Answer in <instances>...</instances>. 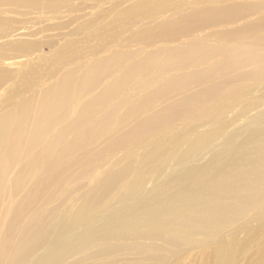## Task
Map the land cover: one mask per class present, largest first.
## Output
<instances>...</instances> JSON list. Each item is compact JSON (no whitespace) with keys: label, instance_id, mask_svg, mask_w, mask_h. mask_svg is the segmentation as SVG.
I'll return each mask as SVG.
<instances>
[{"label":"bare ground","instance_id":"bare-ground-1","mask_svg":"<svg viewBox=\"0 0 264 264\" xmlns=\"http://www.w3.org/2000/svg\"><path fill=\"white\" fill-rule=\"evenodd\" d=\"M73 1L0 0V264H235L238 231L264 264V0H143L40 54ZM66 177L89 188L61 208Z\"/></svg>","mask_w":264,"mask_h":264},{"label":"rangeland","instance_id":"rangeland-1","mask_svg":"<svg viewBox=\"0 0 264 264\" xmlns=\"http://www.w3.org/2000/svg\"><path fill=\"white\" fill-rule=\"evenodd\" d=\"M141 1H143V0H138V1H136V0H105V3L102 5V6H100V7H91V3H90V1H87V2H82V3H79V0H76V1H73L74 2V5H73V3H69V5H68V8L70 9V7L71 8H75V6L77 7L75 10H73V13H72V15L71 16H67V17H71V19H73L74 18V16H77V18L75 17V20L73 21V22H71V24L69 25V27H66V28H64V29H54V30H50V31H48V33L46 34V33H43V34H45V35H47V36H50V39H54V44H53V48H51V50H49L50 48H48V47H43L42 48V53L41 52H39L40 54H45V55H47V54H51V52L54 50V48H57L59 45H62L63 44V42L64 41H66L67 40V38H72V39H74V38H81V36H82V34L80 33V34H78L77 36L76 35H69V36H65L66 34H68V31L69 30H71V31H73V29H75L76 27H78V25H81V24H83L84 22H86V21H88V20H90L91 19V17L95 14V12L97 13V12H102L103 14L105 13V15L103 16V18H102V20L100 21V22H98V24L96 25L97 27H99V26H104V25H106V23L109 21V19H110V17H112V16H114L115 14H117L118 13V11L120 10V9H122V8H124L125 6H130L131 4H133V3H139V2H141ZM88 3V4H87ZM83 4V5H82ZM86 4V5H85ZM113 8V10H111L110 8ZM68 8H67V11H68ZM79 8V9H78ZM95 8V9H94ZM78 10V11H77ZM98 10V11H97ZM94 13V14H93ZM160 14H163L164 15V13H163V11L160 13ZM19 16L20 15H18V13H15V11L14 12H11L10 11V8L8 9L6 6H3V5H0V20H2V19H5V20H3V21H6V20H8V22L10 23V24H14V25H16V26H18V24H17V22H16V20L19 18ZM73 16V17H72ZM105 16H107L106 18H105ZM23 17V16H22ZM31 17H32V15H31ZM29 15H27V16H25V24H24V26H26L27 28H21V29H17L16 31H14V34H16L15 35V37H13V39L14 40H16V39H22V38H26V39H28L29 38V32L32 30V29H34L35 27H41L43 24H45V23H47V22H45L44 21V23L42 22L40 25L39 24H36V26H33V24L34 23H32V18H31ZM64 18H62V20H63ZM153 20H157L158 18L157 17H154V18H152ZM57 22V21H56ZM91 29V28H90ZM66 31V32H65ZM87 31H88V29H87ZM86 31V32H87ZM22 32H25V33H22ZM18 33V34H17ZM64 33H66V34H64ZM27 36V37H26ZM54 36V37H53ZM58 39V40H57ZM62 39V40H61ZM7 40H11V39H9V38H5V39H3V40H1L2 42L3 41H7ZM62 43H61V42ZM57 43V44H56ZM119 44V43H118ZM112 45H116V43H113ZM138 47V45H136V44H133L131 47H128L130 50L132 49V50H134V51H136L135 49ZM106 55V52H105V54L104 53H102L101 54V56H105ZM14 60V59H13ZM19 60V59H18ZM18 60H14V61H18ZM12 61V60H11ZM18 63V62H17ZM7 68H9V69H11L12 71H15V70H17L19 67H20V64H16V65H14V66H6ZM14 79H12V81H13ZM53 81V79H51V82ZM203 86V84H199V85H197V86H195V88H193L192 90H190V91H197V89L198 88H200V86ZM178 96H175V97H173V98H177ZM241 100V99H240ZM167 101H169V100H167ZM167 101H165V102H160V101H157V102H155L154 104H153V107L150 109V111H149V109L147 110V111H144V113H143V115L142 116H140V119L142 118V117H146V116H148L151 112H154V111H160V110H162L163 109V107H164V105L167 103ZM240 107V106H239ZM264 106H262V108H263ZM241 108V107H240ZM234 110V113H236L237 111L236 110H238V106H236L235 107V109H233ZM232 110V111H233ZM242 110H244V109H241L240 110V112L242 111ZM121 111H123L122 109L119 111V113H122ZM233 115V114H232ZM231 114H230V116H232ZM139 119H136L135 121L137 122ZM135 121H132V119H130V120H128V121H125L126 123H124V124H122L119 128H117V132H116V134H114V136H119V135H121L124 131H129L132 127H133V125H134V122ZM114 125H115V123L113 124L112 123V126L114 127ZM63 127V124H58L57 125V127H56V129H59V128H62ZM180 128H181V126L180 127H177V128H175V129H179L180 130ZM54 131H55V129H54ZM71 138V135L70 134H68V136L67 137H65V139L67 140H69ZM65 139H62L60 142H58V143H56L55 144V147H56V149H59L60 147H62V145H63V142L65 141ZM104 140V141H103ZM102 141V142H101ZM108 142V139H106V138H103V139H100V144H98V146L96 147V148H93L92 149V152L94 151V150H96L97 148H100V147H102V146H104L106 143ZM104 144V145H103ZM58 147V148H57ZM74 168L76 167V166H73ZM106 166H104V168H105ZM18 166H14L13 168H12V171L9 173V178L10 177H13L14 176V174H15V172L18 170ZM16 170V171H15ZM35 176V177H34ZM33 177H32V175H30V174H26L25 175V183L23 184V186H22V188L20 189V192L19 193H17L14 197H13V201H14V204H13V206L15 205V206H17V204H18V201L19 202H23V198H24V196H25V194H26V192L28 191V189H29V187L31 186V185H34L35 183H36V179H38V178H40L42 175H38V176H36V175H34ZM68 176H71V175H68ZM67 176V177H68ZM29 177L31 178L30 180H29ZM66 177V179L69 181L70 180V182H69V185H68V187L69 186H73L72 188H71V191H69L67 194H65L63 197V199H64V201L62 202V203H60L61 204V208H65V207H68V205H69V203H70V199H74V198H76L78 195H80V194H83L84 192H86L87 190H88V186H87V181H86V179H82V180H80L79 182L77 181V179H74V178H67ZM77 182V183H76ZM124 182V181H123ZM123 182H121V183H123ZM34 183V184H33ZM86 185H85V184ZM120 183V184H121ZM77 186V187H76ZM87 186V187H86ZM75 188V189H74ZM79 188V189H78ZM115 191V192H114ZM117 192V189H115V190H113V192H112V194H115ZM16 198V199H15ZM19 198V199H18ZM18 200V201H17ZM16 203V204H15ZM75 203V202H74ZM5 204H6V200L4 201V203L3 204H0V209H3L4 207H5ZM15 206H14V208H15ZM27 207L28 208V210H33V209H35L36 207H37V203H36V201L35 202H31V203H26V205H24V203H23V205H21V207ZM72 207V206H71ZM70 208V207H69ZM0 213H1V211H0ZM252 234V233H251ZM235 236L237 237V241H235L236 243H234L235 245H233L234 246V250H236L237 251V253H238V255L240 256V257H242V258H240L238 255H237V258H236V260L234 261V263L235 264H256L257 263V254L259 253V250H260V247L258 246L257 247V245H255V244H253L252 242H251V240L250 241H248L246 244H248V245H246V246H240L238 243H240L241 241H243V239L244 238H246V237H248L249 235H248V233H244V232H239L238 231V233H236L235 234ZM239 239V240H238ZM252 244H251V243ZM237 244V245H236ZM239 248H241V249H239ZM243 247V248H242ZM257 247V248H256ZM200 249V248H199ZM240 251H239V250ZM195 251V253H199V252H201V251H199V250H197V249H195L194 250ZM242 251V252H241ZM192 253H193V251H192ZM257 253V254H256ZM187 256H190V258H186V259H182V260H180V262H179V264H201L202 263V260H201V258H200V256L198 255L197 256V258L195 257V259L193 258V257H191L192 255H187ZM129 257H131V256H129ZM236 257V256H235ZM192 258V259H191ZM252 259V260H251ZM263 259H264V255H263ZM226 263V261L225 260H221L220 262H219V264H225Z\"/></svg>","mask_w":264,"mask_h":264}]
</instances>
